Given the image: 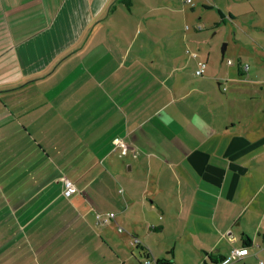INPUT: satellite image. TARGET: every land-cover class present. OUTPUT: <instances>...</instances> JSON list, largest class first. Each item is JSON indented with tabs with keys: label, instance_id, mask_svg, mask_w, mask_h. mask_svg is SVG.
Returning a JSON list of instances; mask_svg holds the SVG:
<instances>
[{
	"label": "crops",
	"instance_id": "obj_1",
	"mask_svg": "<svg viewBox=\"0 0 264 264\" xmlns=\"http://www.w3.org/2000/svg\"><path fill=\"white\" fill-rule=\"evenodd\" d=\"M213 1L264 33V0ZM153 3L0 0V264H264L263 87Z\"/></svg>",
	"mask_w": 264,
	"mask_h": 264
},
{
	"label": "rangeland",
	"instance_id": "obj_2",
	"mask_svg": "<svg viewBox=\"0 0 264 264\" xmlns=\"http://www.w3.org/2000/svg\"><path fill=\"white\" fill-rule=\"evenodd\" d=\"M153 1V5L156 8H160L162 6L167 8L166 4L171 3L175 6L172 8H176L182 14H187V24L191 25L193 22H196L204 27V30L201 32L204 37L202 51L204 56L210 54V60L212 61V64H215L212 66L209 65V70L212 68L213 71L221 73L224 68L228 67L227 61L228 63L230 61L229 64H232L233 61L234 65H229V67L234 68V72L236 74L235 66L237 60L240 59L244 66H249L246 70H244L245 76L252 80L249 84H247L248 89H257V91H259V87L257 86V84H259L264 90V65H259V62L264 63V33L258 32L257 28L253 25L259 23L256 15L244 13L239 16L238 21L224 24V19L220 18L221 12L216 9V5L213 0H191L192 2H187L186 0ZM236 8L239 10H245V7L238 6ZM10 13H12L11 10ZM234 27H238L236 35L239 30L243 28L249 34V37H241L238 34L239 42H232L231 37L234 36ZM227 44L228 48L225 47ZM224 47L225 50L223 51ZM222 66H224V68H222ZM241 77L244 78V76ZM252 83L256 86L254 87ZM228 86H230V84ZM126 147H128L127 144ZM173 235L174 232H171L170 238H173ZM176 252L177 256L175 258V264H196L198 262V258L199 261L201 260V252L191 244L180 246L178 243ZM130 264L144 263H142L140 256H132Z\"/></svg>",
	"mask_w": 264,
	"mask_h": 264
},
{
	"label": "built area",
	"instance_id": "obj_3",
	"mask_svg": "<svg viewBox=\"0 0 264 264\" xmlns=\"http://www.w3.org/2000/svg\"><path fill=\"white\" fill-rule=\"evenodd\" d=\"M186 1L187 2H191V0H186ZM193 56L196 57L197 56L196 53H193ZM229 63H230V61H229ZM197 72L200 75L205 74V72H206V63L205 62L198 61ZM114 144H115V146H121L123 148V152H126L127 149H128V147H126V143L122 139H119V138L114 139ZM63 187H64V191H65V193L67 195L74 194V193H76L78 191L76 185L72 181H70L68 179L64 180V186ZM108 216L110 218H115L116 217L114 212H109ZM118 230L122 231V228L119 227ZM248 253H249V249H248L247 246L234 247V248H232V250L230 252V257L232 259H241L242 257L248 255ZM146 263L148 264L149 262L146 261Z\"/></svg>",
	"mask_w": 264,
	"mask_h": 264
},
{
	"label": "trees",
	"instance_id": "obj_4",
	"mask_svg": "<svg viewBox=\"0 0 264 264\" xmlns=\"http://www.w3.org/2000/svg\"><path fill=\"white\" fill-rule=\"evenodd\" d=\"M192 2V1H191ZM220 17L223 19L224 18V15L222 14V13H220ZM91 29V28H90ZM89 29V30H90ZM89 34V33H88ZM197 55V54H196ZM197 57V56H196ZM199 61H203V62H205L206 63V69L208 68V61L207 60H205V59H202V60H199ZM203 75V74H202ZM133 241L134 242H136V243H134L135 244V246H138L137 248L139 249V250H141V251H146L145 250V248L146 247H143V246H141V245H138L139 243V239L137 238V237H134L133 238ZM247 244V243H246ZM232 250V249H231ZM231 252V251H230ZM209 258L210 259H212V257L209 255ZM224 258V257H223ZM149 262V261H148ZM157 264H171L170 262V260H168V259H157Z\"/></svg>",
	"mask_w": 264,
	"mask_h": 264
},
{
	"label": "water",
	"instance_id": "obj_5",
	"mask_svg": "<svg viewBox=\"0 0 264 264\" xmlns=\"http://www.w3.org/2000/svg\"><path fill=\"white\" fill-rule=\"evenodd\" d=\"M225 50V47L223 48V51Z\"/></svg>",
	"mask_w": 264,
	"mask_h": 264
}]
</instances>
